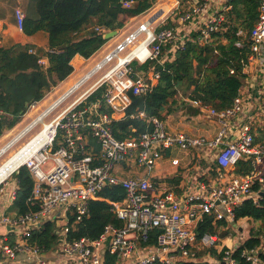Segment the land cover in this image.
Returning <instances> with one entry per match:
<instances>
[{
  "label": "built area",
  "instance_id": "built-area-1",
  "mask_svg": "<svg viewBox=\"0 0 264 264\" xmlns=\"http://www.w3.org/2000/svg\"><path fill=\"white\" fill-rule=\"evenodd\" d=\"M232 1L224 0L219 11H212L211 0L199 2L178 14L177 26L168 27L165 20L156 23L153 19L157 16L145 19L48 108L52 111L99 71L107 70L53 121L52 140L25 164L34 181L29 201L38 210L23 216L0 215V226L6 228V234L0 236V260L4 264L203 263L206 251L215 252L214 264H262V248L241 251L242 245L222 246L217 234H198V227L207 216L213 218L214 224L232 223L235 208L249 200L255 204L264 200L260 171L264 145L255 142L250 124L239 122L246 111L240 94L231 108H201L219 125L213 138L169 132L158 117L149 118L143 132L131 128L124 139H118L113 130L114 122L126 118L132 96L147 95L159 82V72L142 67L148 63L162 66L168 61L164 50L171 47L174 54L176 49L183 50L193 41L194 32L204 44L211 42L214 33L225 30V14L232 10ZM259 12L250 34L251 54L244 70L258 62L264 81V0ZM15 16L23 32L26 15L18 9ZM95 31L102 35L110 32L103 27ZM39 63L47 65L44 58ZM99 90L101 95L90 102ZM260 108L264 113V101ZM139 117L145 119L146 115L140 112ZM176 150L188 154L201 166L203 162L211 163L221 174L236 168L244 158L252 159L254 169L249 175L234 176L222 185L197 182L194 191L181 194L168 186L171 179L164 181L156 176L159 164ZM193 152L198 156H192ZM170 163L178 174L183 160L175 156ZM258 185L259 190L255 191ZM115 186L125 191L123 201L113 204L112 210L123 226L108 225L97 239L69 240V227L88 218L90 202L98 200L105 188ZM15 199L16 191L11 207ZM48 222L56 227L65 223L58 245L52 250L31 245L32 232Z\"/></svg>",
  "mask_w": 264,
  "mask_h": 264
},
{
  "label": "trees",
  "instance_id": "trees-1",
  "mask_svg": "<svg viewBox=\"0 0 264 264\" xmlns=\"http://www.w3.org/2000/svg\"><path fill=\"white\" fill-rule=\"evenodd\" d=\"M154 2L35 0V16L26 17L23 32L27 36L46 32L48 51L30 53L32 48L28 45L4 47L0 44V138L19 123L31 105L43 101L52 88L72 75V61L77 55L90 59L108 42L102 34L89 31L90 28L100 26L110 31L123 29L128 20L149 11ZM261 3L262 0H233L230 3L232 10L225 14V30L214 33L211 42H197V34H194L192 38L195 42H188L183 50L176 49L173 60L166 61L162 66L157 63L144 65L143 70L154 68L160 73L159 82L147 95L132 96L133 102L126 118L113 123L115 136L124 139L130 135L131 128L145 131L147 120L152 117L164 121L177 110L174 106L178 105L179 89L183 88L191 90L189 102L198 104V108L184 104L191 109L192 116L199 115L203 107L217 110L231 108L247 78L244 65L251 54L250 34L259 18ZM42 58L47 60V66L39 63ZM100 95L101 90L90 97V102ZM140 112L146 115L145 119L139 117ZM253 169L252 159L244 158L237 164L234 174L247 176ZM13 177L17 180L18 188L11 210L16 211L18 216L37 211L38 207L29 201L34 181L28 168L22 166ZM254 189L258 191L259 185ZM124 198L123 188H105L98 200L90 202L88 218L69 227L68 239H97L108 225L122 227V221L112 210L113 204ZM245 219L254 221L258 228L250 231V238L241 246V251L263 248L264 200H260L259 204L249 200L235 208L234 222ZM217 224L219 227L233 228L228 221ZM214 225L213 218L207 216L199 225L198 234H217ZM59 232L53 223L48 222L39 231L32 232L29 243L52 250L58 245ZM260 258L264 264V251ZM111 260L115 263L114 259ZM241 263L247 264L245 261Z\"/></svg>",
  "mask_w": 264,
  "mask_h": 264
},
{
  "label": "crops",
  "instance_id": "crops-1",
  "mask_svg": "<svg viewBox=\"0 0 264 264\" xmlns=\"http://www.w3.org/2000/svg\"><path fill=\"white\" fill-rule=\"evenodd\" d=\"M172 1L173 3L171 4V7L173 4H174L173 7L175 8V7H181L185 3H188L187 8H191L193 5L198 4L199 2H203L204 0H172ZM211 3H212V11L221 10L225 4L224 0H211ZM18 9H21L25 13L26 17L30 16L31 12L33 13L32 16H35V0H0V44L3 45L4 47H10L17 44L28 45L35 52H38L39 50L48 51L49 40H48V34L46 32L41 31L33 36H27L24 34V32L19 30L15 16V12ZM164 12H166V10ZM164 12L161 11L160 12L161 15H163ZM141 17H143V14L131 18L126 23L123 29L118 30L119 31L118 36L114 37L110 42H107L102 47V49H100L90 59H85L77 55L72 61V65L74 67V73L64 82L60 83L57 87H54L50 97L52 99H55L57 95L59 96L63 94L65 91H68L72 86V82H74L75 78H77V76H79L82 73V71L85 70V69L83 70L84 66H86L85 68H88L91 64L89 63V61H91L92 58L95 57L97 54L102 52L103 48L107 46L115 48L114 46H116L118 42H120L121 39H123V36L128 35L130 33L127 30V28H130L133 22L139 20L138 21V25H139L144 21V19L141 21L142 19ZM149 17H151V15ZM257 63H253L249 68L244 70V73L247 75V78L244 82V86L240 90V95L244 99V106L246 111L244 116L240 118L239 122H243V123L247 122L248 124H250V126L253 129L254 137L256 140L255 142L264 145V113L260 108L262 102L264 101V81L259 72L260 67L258 66ZM45 102L46 101H44V103ZM191 105L195 108H198V104L196 103L195 104L191 103ZM170 116H168L167 118H170ZM197 119L198 121H195ZM191 120L193 122L191 127L182 124V121H178L174 125H171L170 122L165 124L168 128V131L172 133L183 132L189 135H194V136L204 135L208 138H213L218 132L219 125L217 124V122L213 118H210L206 113H203L202 111L199 115L191 117ZM181 153L182 152H179L177 150L170 152L165 158V160H163L159 164L156 170V176L161 180L166 181L171 179L169 180L170 185L168 184V186L169 187L173 186V189H175L177 193L183 194L185 192L194 191L196 187V183L197 182L200 183L203 180L206 182H213L214 184L222 185L224 183L229 182L232 177L236 176L234 174L235 168H232L221 174L217 170V168H215L211 163L209 165L207 164V167H203L199 165L197 161L195 160L192 161V157H188L186 154L184 153L181 154ZM183 155H184V159L181 158ZM191 155L193 156L197 154L193 152L191 153ZM175 156L183 160V167L179 169L178 174H177V170L172 168L170 163V160ZM186 164H188V168H186ZM260 171L264 178V160H263V164L260 167ZM173 179L174 181H172ZM0 208H1L0 215L5 214L3 212V209L6 211H11L12 216L17 215L16 211L11 210L12 207L10 204L2 205V207ZM247 220L252 221L250 219ZM241 221H239L236 224L237 225L236 227L233 226L231 223L233 228H235L236 234L232 233L231 227H219L217 226L218 224L214 225L213 223V225L216 227L215 230L218 231L217 235L220 238L222 246L238 247L240 245H243L245 241H247L250 238V230L244 228V226H240L239 223ZM225 233H227V235L222 236ZM5 234H6V228L4 227L0 229V236H3ZM214 255L215 252L212 251L204 252L203 263L214 264L215 262ZM48 257L51 256L49 255Z\"/></svg>",
  "mask_w": 264,
  "mask_h": 264
},
{
  "label": "rangeland",
  "instance_id": "rangeland-1",
  "mask_svg": "<svg viewBox=\"0 0 264 264\" xmlns=\"http://www.w3.org/2000/svg\"><path fill=\"white\" fill-rule=\"evenodd\" d=\"M172 3H173L172 0H155L154 6L149 11H147L146 13L143 14V17H141L142 18L141 21L143 19L144 20L147 19L146 17H149L151 15L153 18L155 16H157V18H155L156 23H159L162 20H165L166 26H168V27L177 26V21L179 19L178 14L179 15L183 14L184 12L189 10V8H187L188 3H185L181 7H175L176 9L173 7L174 4L171 7ZM178 6H180V5H178ZM162 9L166 10V12H164V14L161 16L159 13L162 11ZM31 15H33L32 12H31ZM138 21L133 22V24L130 26V28H127V30L129 32H131L134 29H136L139 26ZM97 27H100V26H94L93 28H90L89 31H92V30L95 31ZM185 27H187V25ZM193 34H196V33L194 32ZM124 36H126V35H124ZM124 36H123V38H124ZM196 36H197L196 41L203 43L202 41L199 40V35L197 34ZM111 40H109L108 42H110ZM192 40H193V42H195L193 38H192ZM112 48L113 47H110V46L103 48L102 52L97 54L98 56L96 55L95 57L92 58L91 61H89V63H91V64L88 68H85L86 66H84L83 70L84 69L85 70L82 71V73L79 76H77V78H75V80H74V82H72V84L74 85V83H77L78 81H80L91 70H93L97 66V64L100 63L105 58L106 54L112 50ZM171 49H172L171 47H167L164 50L165 59H168V60L174 59L175 54L171 51ZM43 52H45V51H43ZM86 64H88V63H86ZM107 69H108V67H107ZM106 72H107V70H105V69L102 71H99L96 75H94L91 78V80H89L87 83L83 84L72 95H70L69 97L64 99L55 109H53L50 113H48V115L45 116L42 120L40 118L47 111H49L48 108H50L55 102H57L58 99H60L67 91H65L63 94H61L59 96L57 95L55 97V99H52L50 97L51 93L54 89V88H52L47 93V96L45 97V99L42 102H40L39 104H37L35 106H32V107L30 106L27 113L21 118L19 123L13 129L6 131L4 133V135L0 138L1 139L0 140V167L10 157H12L14 154L19 152L22 148H24L32 140V138L43 129L44 125H47L48 123H53V121L69 105H71L80 96H82L84 93H86L93 86V84L96 81H98ZM179 90H180V93L178 94V105L174 106V108L177 107V108H175L177 110L170 116V118H166L163 122L166 124L168 122H170L171 125H174L178 121H182V124L188 125L191 127L193 124V122L191 120V117H193L191 114V109L188 106H184V104H186V103L189 105H191V103H192V102L191 103L189 102L190 101L189 93L191 90L186 89V88L179 89ZM44 101H46V102L44 103ZM39 119H40V121H39ZM195 121H198V119ZM187 156H189V155L187 154ZM181 158L184 159V155ZM202 166L207 167L206 162H203ZM13 174L0 186V207H2V205H5V204H10L13 192L17 191V188H18L17 187V180L13 177ZM6 196L8 198L7 200L5 199ZM0 210H1V208H0ZM3 212L5 213V216H11V211H6L3 209ZM64 224H65L64 222L59 223L58 227H56V229L59 231H62L64 229V226H65ZM239 225L244 226V228H247L250 231L256 230L258 228V224H255L252 221H246V220L241 221L239 223ZM2 228H4V227L0 226V229H2ZM231 231L233 234H236L235 228H232ZM0 263L4 264L5 262L0 260Z\"/></svg>",
  "mask_w": 264,
  "mask_h": 264
},
{
  "label": "bare ground",
  "instance_id": "bare-ground-1",
  "mask_svg": "<svg viewBox=\"0 0 264 264\" xmlns=\"http://www.w3.org/2000/svg\"><path fill=\"white\" fill-rule=\"evenodd\" d=\"M51 111H47L40 119L42 120ZM39 119V121H40ZM38 123V122H37ZM55 131L54 123H48L43 126V129L36 134L32 140L19 152L10 157L1 167H0V186L16 171H18L22 166H24L27 161L36 155L44 146L50 143Z\"/></svg>",
  "mask_w": 264,
  "mask_h": 264
},
{
  "label": "water",
  "instance_id": "water-1",
  "mask_svg": "<svg viewBox=\"0 0 264 264\" xmlns=\"http://www.w3.org/2000/svg\"><path fill=\"white\" fill-rule=\"evenodd\" d=\"M161 15V13H159ZM156 18V17H155ZM155 18L153 20H155ZM119 34V31L118 30H115V31H111V32H108L106 34L103 35V39L106 40V41H109L111 39H113L114 37L118 36ZM18 171H16L15 173H17ZM5 199L7 200V196L5 197ZM232 225L233 226H237L235 222H232Z\"/></svg>",
  "mask_w": 264,
  "mask_h": 264
}]
</instances>
